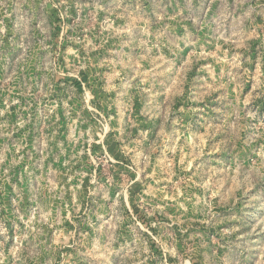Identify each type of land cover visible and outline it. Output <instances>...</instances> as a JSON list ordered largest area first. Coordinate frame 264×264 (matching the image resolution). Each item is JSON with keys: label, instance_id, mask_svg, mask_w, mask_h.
I'll return each instance as SVG.
<instances>
[{"label": "rangeland", "instance_id": "rangeland-1", "mask_svg": "<svg viewBox=\"0 0 264 264\" xmlns=\"http://www.w3.org/2000/svg\"><path fill=\"white\" fill-rule=\"evenodd\" d=\"M0 264H264V0H0Z\"/></svg>", "mask_w": 264, "mask_h": 264}]
</instances>
